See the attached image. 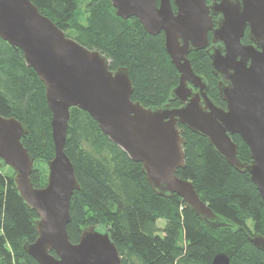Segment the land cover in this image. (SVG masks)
I'll list each match as a JSON object with an SVG mask.
<instances>
[{
    "label": "water",
    "instance_id": "95a60500",
    "mask_svg": "<svg viewBox=\"0 0 264 264\" xmlns=\"http://www.w3.org/2000/svg\"><path fill=\"white\" fill-rule=\"evenodd\" d=\"M109 1L122 20L136 18L151 36L163 33L177 71L170 97L178 107L151 108L133 101L125 67L110 70L105 55L67 37L30 0H0V39L21 51L26 67L44 85L51 113L54 156L47 161L42 187L30 179L34 158L21 142L27 127L0 115V163L13 171L18 196L37 214L36 239L23 241V250L38 264H121L107 231L87 226L77 243L69 241V202L80 189L64 152L71 108L88 113L112 144L141 164L156 195L175 194L213 229L234 225L215 214L189 181L177 177V170L185 168L180 125L205 138L236 172L247 173L264 203V0ZM246 29L251 44L243 43ZM200 50L210 59L224 108L209 98L205 79L191 67L188 55ZM232 135L248 147V163L238 158ZM245 234L264 254V236ZM210 264H230V259L220 252Z\"/></svg>",
    "mask_w": 264,
    "mask_h": 264
},
{
    "label": "trees",
    "instance_id": "16d2710c",
    "mask_svg": "<svg viewBox=\"0 0 264 264\" xmlns=\"http://www.w3.org/2000/svg\"><path fill=\"white\" fill-rule=\"evenodd\" d=\"M30 1L67 37L105 55L110 70L125 67L133 101L151 108L179 106L170 97L178 77L162 32L151 36L136 18L117 17L109 0ZM247 42L246 29L243 43ZM188 59L193 71L205 79L209 98L223 107L205 51L191 52ZM0 115L27 127L21 142L34 158L30 179L35 187L44 186L47 171L42 165L54 156L44 85L26 67L21 51L1 39ZM179 129L185 140V168L177 170V177L189 181L199 198L235 228L213 229L175 194L156 195L141 164L112 144L88 113L71 108L64 152L80 189L69 202V241L77 243L81 230L93 226L108 232L121 264H210L220 252L228 255L230 264H264V254L245 234L264 236V203L249 175L236 172L205 138L181 125ZM231 139L238 158L248 163V147L238 135ZM36 219V212L17 194L13 171L0 163V264H38L23 250V241L36 239ZM160 219L163 227L156 224Z\"/></svg>",
    "mask_w": 264,
    "mask_h": 264
},
{
    "label": "rangeland",
    "instance_id": "374dc122",
    "mask_svg": "<svg viewBox=\"0 0 264 264\" xmlns=\"http://www.w3.org/2000/svg\"><path fill=\"white\" fill-rule=\"evenodd\" d=\"M42 166H43L44 168H46L47 175H48V169H47V166H44V165H42ZM156 224H157L158 227H163V225H164V220H161V219H160V220L157 221Z\"/></svg>",
    "mask_w": 264,
    "mask_h": 264
},
{
    "label": "flooded vegetation",
    "instance_id": "af4514ba",
    "mask_svg": "<svg viewBox=\"0 0 264 264\" xmlns=\"http://www.w3.org/2000/svg\"><path fill=\"white\" fill-rule=\"evenodd\" d=\"M209 3H210V1H208V2H207V4H209ZM213 19H214V20H216V19H217V17H214V16H213ZM251 43H252V42H251V41L249 40V38H248V42H247V43H245V44H251ZM219 107H221V106H219ZM224 107H225V104L223 105V107H222V108H224Z\"/></svg>",
    "mask_w": 264,
    "mask_h": 264
}]
</instances>
